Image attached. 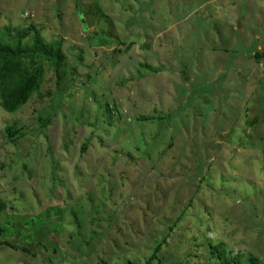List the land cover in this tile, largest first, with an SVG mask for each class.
<instances>
[{"label":"rangeland","instance_id":"rangeland-1","mask_svg":"<svg viewBox=\"0 0 264 264\" xmlns=\"http://www.w3.org/2000/svg\"><path fill=\"white\" fill-rule=\"evenodd\" d=\"M30 24L63 60L0 107V264H264V0H0Z\"/></svg>","mask_w":264,"mask_h":264},{"label":"trees","instance_id":"trees-1","mask_svg":"<svg viewBox=\"0 0 264 264\" xmlns=\"http://www.w3.org/2000/svg\"><path fill=\"white\" fill-rule=\"evenodd\" d=\"M252 59L255 62L264 59V52L254 53ZM62 60L63 55L58 50L57 43L43 44L42 38L32 24L24 29L13 28L12 34L9 27H5L0 35V107L10 113L18 110L38 90L42 76L40 62H51L52 69L56 72ZM256 118L250 120V125L256 123ZM30 119L29 124L36 121L38 116ZM46 123L47 118L40 125ZM23 127L15 128L14 123L6 125L0 130V143L12 141L14 137L20 135ZM5 207L6 204L0 200V212ZM0 244L13 247L4 241ZM151 257L152 255L147 258L145 264H150Z\"/></svg>","mask_w":264,"mask_h":264}]
</instances>
